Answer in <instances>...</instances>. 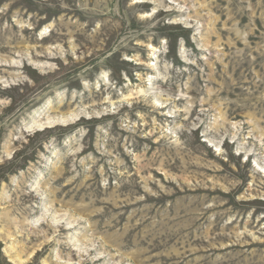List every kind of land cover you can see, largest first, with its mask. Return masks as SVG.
<instances>
[{"label":"rangeland","instance_id":"obj_1","mask_svg":"<svg viewBox=\"0 0 264 264\" xmlns=\"http://www.w3.org/2000/svg\"><path fill=\"white\" fill-rule=\"evenodd\" d=\"M19 262L264 264V0H0Z\"/></svg>","mask_w":264,"mask_h":264},{"label":"bare ground","instance_id":"obj_2","mask_svg":"<svg viewBox=\"0 0 264 264\" xmlns=\"http://www.w3.org/2000/svg\"><path fill=\"white\" fill-rule=\"evenodd\" d=\"M20 259V258H19ZM13 262H14V260H12ZM20 261H21V259H20ZM16 264H21V262H19V263H16Z\"/></svg>","mask_w":264,"mask_h":264}]
</instances>
